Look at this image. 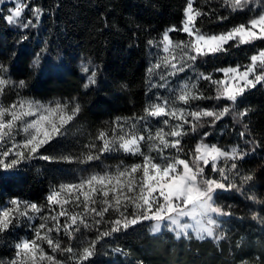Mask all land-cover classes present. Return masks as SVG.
Wrapping results in <instances>:
<instances>
[{
  "label": "snow or ice",
  "instance_id": "1",
  "mask_svg": "<svg viewBox=\"0 0 264 264\" xmlns=\"http://www.w3.org/2000/svg\"><path fill=\"white\" fill-rule=\"evenodd\" d=\"M4 2L0 0V4ZM197 2L186 0L180 25L165 28L147 40L148 47L156 51L145 72L148 99L142 113L106 121L107 127L91 134L79 153L48 152L54 144L73 143L69 139L72 127L84 111L77 98L42 103L23 96L21 92L28 82L14 80L10 66L0 60V173L14 174L25 163L36 160L88 165L119 152L140 160L121 162L114 170L92 172L76 182L52 184L46 204L12 196L0 205V236L25 225L34 232L31 239L22 237L12 245L14 255L7 264H95L93 258L101 253L130 257L132 249L116 240L146 223L153 235L165 229L176 240L210 239L217 245L231 239V230L224 225L236 219L250 218L264 225V196L255 190L257 171L264 169V159L256 169L244 167L264 153V133L257 136L251 122H245L253 109L239 107L252 90L264 87V47L252 50L245 57L247 63L199 70L210 58L227 57L233 49L264 42V0H217L208 11L204 8L213 0H204L199 7ZM221 9L228 15L220 14ZM26 10L31 13L27 18ZM244 12L251 14L247 20L220 32H206L197 26L204 17L222 24L232 14ZM43 16V7L30 6L28 0H14L7 14L0 11V19L22 30L17 44L29 39L24 32L37 29ZM171 33H184L187 39L175 40ZM46 51L42 48L35 52L29 66L33 73L40 69ZM80 71L84 74V89L98 84L97 66L82 64ZM221 73V78H215ZM126 87L121 85L122 90ZM213 89L214 95H209ZM9 90L16 98L5 103ZM229 116L233 130L225 126L221 134L227 133L235 143H207L206 138L215 135L218 122ZM153 121L161 125L155 132ZM197 136L195 146L186 148L185 138ZM144 146L147 151L142 150ZM225 193L243 198L244 215L238 216L236 205L220 202ZM37 217L41 222L34 225L32 221ZM44 244L65 259L49 255ZM243 244L241 237L235 247ZM261 253L264 255V246ZM137 264L144 261L138 260ZM241 264L249 261L242 260ZM255 264H264L261 256L255 258Z\"/></svg>",
  "mask_w": 264,
  "mask_h": 264
},
{
  "label": "trees",
  "instance_id": "2",
  "mask_svg": "<svg viewBox=\"0 0 264 264\" xmlns=\"http://www.w3.org/2000/svg\"><path fill=\"white\" fill-rule=\"evenodd\" d=\"M185 2L186 0H28L30 6H42L44 16L37 29L24 32L29 39L22 44L16 43L22 30L14 29L0 19V60L10 66L14 80L25 79L28 82L29 86L22 90L21 95L46 100L76 97L84 108L72 127L69 139L73 143L54 144L48 149L49 153L58 154L62 150L79 153L91 134L102 126L107 127L106 121L111 122L117 116L128 117L133 113H142L148 99L145 95V72L148 61L156 51L148 47L147 40L156 37L165 28L179 26ZM203 3L204 0H198L196 6ZM216 4L217 0H213V4L204 10L208 11ZM0 11L7 14L4 7H0ZM220 14L228 15V12L221 9ZM250 15L248 12L234 13L229 21L222 24L209 22L204 17L197 26L206 32H220L247 20ZM170 35L175 40L187 39L184 33ZM261 47H264V42L261 41L241 46L240 50L233 49L230 56L210 58L199 70L211 71L214 67L247 63L245 57L251 55L252 50ZM42 48L47 51L41 59L40 69L33 73L29 66L35 58V52ZM13 52L16 53L15 57L12 56ZM46 61L55 63L58 70L61 68L62 71L52 72L46 69ZM82 64L99 68L98 84L91 89L82 87ZM221 77L222 73L215 78ZM121 85L127 87L122 90ZM203 87L207 88V85ZM160 91L164 92L163 89ZM208 94L214 95V89ZM7 96L9 99L5 103L16 98L12 90H9ZM239 107L253 109L245 122H251L257 136L264 133V87L252 90ZM218 123L215 135L206 138V142L219 145L235 143L227 133L221 134V129L225 126L230 131L233 130L232 118L229 116ZM160 126L153 121L152 131L155 132ZM198 140L199 136L195 139L185 138L184 144L186 148L194 147ZM142 150L147 151V146ZM262 159L264 153L258 154L244 167L256 169ZM121 162L131 164L140 160L119 152L106 154L102 162H90L88 165L49 164L40 160L27 162L14 174L0 173V205L5 204L12 196L46 204L45 197L52 184L76 182L90 172L114 170ZM256 185L257 193L264 196V169L257 171ZM224 197L220 202L236 205L238 216L244 215L245 202L242 197L233 198V194L229 193H225ZM224 228L231 230V239L217 245L210 239L176 240L165 229L153 235L149 231L150 225L146 223L130 230L127 235H120L116 240V243L132 249V256H106L101 253L93 260L95 264H137L138 260H143L144 264H241L242 260L255 264L257 256L264 260L261 253L264 246V225L248 218L236 219L234 223L224 225ZM22 234L23 228H19L6 236H0V261L6 263L12 258V245ZM241 237L244 238V244L241 248H236L235 242ZM62 243L66 244L67 241L62 240ZM54 255L61 260L65 259L58 253Z\"/></svg>",
  "mask_w": 264,
  "mask_h": 264
},
{
  "label": "rangeland",
  "instance_id": "3",
  "mask_svg": "<svg viewBox=\"0 0 264 264\" xmlns=\"http://www.w3.org/2000/svg\"><path fill=\"white\" fill-rule=\"evenodd\" d=\"M14 6V0H5V2L3 3V4H0V7H4V9L6 10V12H7V9L9 8V7H13ZM30 10H26L25 12H24V17L25 18H27L28 16H30ZM45 64H46V69H50L52 72H61L62 71V69L61 68H59V70H58V68L55 66V63H52V62H49V61H46L45 62ZM223 75V74H222ZM23 96H26V97H29V98H33V99H37V100H40L42 103H48L49 101H53V100H56V99H40V98H34V97H32V96H28V95H23ZM0 99H2V98H0ZM15 99V98H14ZM10 103V102H9ZM90 173H92V172H90ZM89 174V173H88ZM87 174V175H88ZM81 199H83V197L81 196ZM7 203V202H6ZM5 203V204H6ZM98 205H99V203H98ZM57 210H59V208H58V206H57ZM79 210V209H78ZM41 221H40V219L37 217L36 219H34L33 221H32V223L34 224V225H39V223H40ZM49 226H51V225H49ZM21 228H23V231H24V234H22V235H20V237L15 241V242H17L20 238H28V239H31L32 238V236L34 235V232L32 231V229H30L27 225H25L24 227H21ZM53 235H55V233H53ZM44 246V248H45V251L49 254V255H54V253H52V250L50 249V248H48L47 247V245L46 244H44L43 245ZM13 255H14V249H13ZM56 259H58V260H61V259H59V258H56ZM10 260V259H9ZM9 260H7V261H9ZM7 261H6V263L5 264H7Z\"/></svg>",
  "mask_w": 264,
  "mask_h": 264
}]
</instances>
